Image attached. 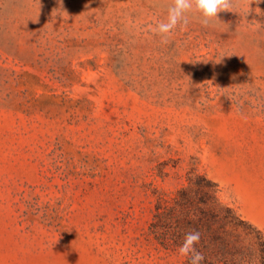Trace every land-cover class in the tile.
Segmentation results:
<instances>
[{
  "label": "rangeland",
  "instance_id": "374dc122",
  "mask_svg": "<svg viewBox=\"0 0 264 264\" xmlns=\"http://www.w3.org/2000/svg\"><path fill=\"white\" fill-rule=\"evenodd\" d=\"M170 3L0 0V264H187L155 191L264 187V0L162 43Z\"/></svg>",
  "mask_w": 264,
  "mask_h": 264
},
{
  "label": "trees",
  "instance_id": "16d2710c",
  "mask_svg": "<svg viewBox=\"0 0 264 264\" xmlns=\"http://www.w3.org/2000/svg\"><path fill=\"white\" fill-rule=\"evenodd\" d=\"M155 195L149 230L166 250L177 251L184 234L196 230L202 264H264V231L224 199L219 183L207 173L193 169L187 184Z\"/></svg>",
  "mask_w": 264,
  "mask_h": 264
},
{
  "label": "clouds",
  "instance_id": "9594fccd",
  "mask_svg": "<svg viewBox=\"0 0 264 264\" xmlns=\"http://www.w3.org/2000/svg\"><path fill=\"white\" fill-rule=\"evenodd\" d=\"M232 6V0H171L167 7V16L164 20L150 26L154 35L161 37L162 43H167L170 34L180 27L181 30L187 27L188 14L199 13L201 22L207 26L218 18L219 13L228 11ZM201 239L199 231L191 230L183 236L182 243L178 246V253L189 258V264H202L204 254L196 247Z\"/></svg>",
  "mask_w": 264,
  "mask_h": 264
},
{
  "label": "crops",
  "instance_id": "0c3cea01",
  "mask_svg": "<svg viewBox=\"0 0 264 264\" xmlns=\"http://www.w3.org/2000/svg\"><path fill=\"white\" fill-rule=\"evenodd\" d=\"M235 201L239 212L264 231V187L253 185Z\"/></svg>",
  "mask_w": 264,
  "mask_h": 264
}]
</instances>
